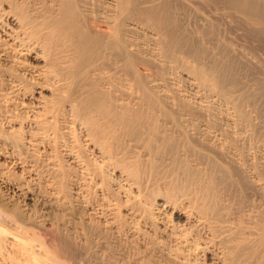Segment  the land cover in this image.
Returning a JSON list of instances; mask_svg holds the SVG:
<instances>
[{"label": "bare ground", "instance_id": "6f19581e", "mask_svg": "<svg viewBox=\"0 0 264 264\" xmlns=\"http://www.w3.org/2000/svg\"><path fill=\"white\" fill-rule=\"evenodd\" d=\"M260 2L0 0V25L13 27L12 35L1 30L0 62L26 65L22 71L33 86L53 96L36 92L35 109L10 107L19 94L27 97L32 90L23 77L12 78L11 97L7 92L10 98L0 101V120L11 125L23 118L26 123L22 119L18 127L34 134L30 145L38 152L62 138L69 164L79 172L70 183L75 200L88 194L91 183L105 186L107 178L113 180L110 174L119 172L103 143L107 135L118 134L143 159L174 163L167 182L172 190L159 192L167 197L163 209L149 201L146 209L132 204L128 215L133 224L123 239L126 225L119 220L116 197L107 203L101 198L88 211L92 217L77 221L84 228L77 232L86 240L93 234L120 246L131 242L151 264H191L201 246L216 263L264 264V62L253 60L251 46L240 41L264 36ZM224 10L245 16L244 21L241 16L237 24L239 14L233 19ZM69 68H74L76 82L71 96L55 98L69 86ZM182 83L190 90L182 89ZM75 125L82 126L78 135ZM10 134L0 129V236L12 229L33 264H69L62 262V254L48 255L43 244H35L42 241L40 234L27 227L29 215L9 195L24 185L5 165L28 164L35 180L45 175V186L53 190L51 202L65 210L74 202L67 170L45 154L41 170L34 173L38 161L28 163ZM129 180L120 173L117 191L125 184L133 188ZM82 202L89 207L91 201ZM66 231L71 232L57 234L67 249L63 252L78 254L82 242ZM85 242L83 250H89Z\"/></svg>", "mask_w": 264, "mask_h": 264}, {"label": "rangeland", "instance_id": "374dc122", "mask_svg": "<svg viewBox=\"0 0 264 264\" xmlns=\"http://www.w3.org/2000/svg\"><path fill=\"white\" fill-rule=\"evenodd\" d=\"M258 1L259 2L261 1L264 3V0H258ZM226 11L224 10V12H226ZM226 13L231 14L233 19H234V17H236V15L239 14V13L236 14L234 12L236 14L235 15L233 12L230 13L229 10ZM232 14H234V16ZM241 16L243 17L242 19L240 18ZM244 17L245 16L239 14L237 16L239 22L238 23L235 22V23L239 24L241 20L244 21ZM237 18L235 19V21H237ZM251 20L249 22H253V20L252 21ZM237 24H235V25H237ZM12 29H13V27L11 25H7V26L3 27V25L1 24L0 25V36H2L4 33L6 35H12L13 34ZM1 30H3L4 33H2ZM250 35H252V34H250ZM250 37H246V38L243 37L245 40L241 39L240 41L242 42V40H243V44H247L246 46H248V47L251 46L250 48H248V47L247 48L249 50L248 53L250 54V56L251 57L254 56L253 60L257 61V60H259V58H260V60L262 58V63H263L264 62L263 61L264 60V44H263L264 43V36H261V38L259 36H257V38L259 37L260 39L255 38L253 35ZM253 37L256 40H254ZM250 39L252 41H250ZM246 40H248V41H246ZM253 40H254V42H253ZM252 45L254 47H252ZM251 52H254L253 55ZM254 58H257V59H254ZM260 60H259V62H261ZM25 67H26V65H24V66L23 65H15V64L11 65L8 62H3V61L0 62V101H4L1 99L6 98L7 95H9V93H11V91H10L11 89L9 90V88L11 86L10 79L19 78L21 76V77H23V80L26 81L25 82L26 84L27 83L30 84V87L32 88V90L30 89V91H28L27 94H29V93H31V94H30V96H27L28 98L26 97V95L19 94L18 95L19 97L16 99L17 101H13V102L11 101L9 103V106L14 107L16 104L17 105L19 104L21 106V104L19 102H21L20 99L23 98L24 101L22 100L23 101L22 103H23L24 107L21 108L22 106L21 107L19 106L18 108H20L22 110L25 107H31L32 109H35L34 107H36V105H35L36 103H34V99H35V97H38V93H36V92H44L42 95H45L47 97L50 96V98L52 95L49 91H46V90L42 91L41 88H36L35 84L33 86L32 81H29V76L23 74L22 70ZM66 75L70 77L69 84H68L69 86L65 90H63L64 93L55 95V98H60L61 95H65L66 97L71 96L70 91H72L73 86L76 85L74 68H69L68 71L66 72ZM181 85H183L182 89L190 90L186 83H182ZM185 88H187V89H185ZM6 93H7V95H6ZM11 95H12V93H11ZM11 95H9V96L11 97ZM9 96L7 97V99L10 98ZM20 97H22V98H20ZM14 100H15V98H14ZM32 111H34V110H31V113H29L30 115L32 114ZM22 119L19 118L16 121H14L13 124L11 123V125L15 129L12 128L11 125H8L9 123L3 124L2 121L0 120L1 121L0 122V127H1L0 129L1 130H7L8 129L11 132L10 135H12V137L20 144V146L22 145L21 146L22 147L21 149L23 150L22 156H25L27 158L28 163L33 158H34V160L38 161L37 168H35L36 171H34V173H36L37 170H39L42 167V165H41V163L43 162L42 157L45 154L46 155H53V156H51L53 159V160L51 159L52 162L54 161V163H59L60 165L58 164V166H60V167L62 164V167L65 168V171L67 170L66 173H68V175H67L68 181L71 180V182H69V190H70L69 193L71 195L70 194L69 195L73 196V197H70V196H68V197H70V199L72 198L71 200H74V202L72 201V203H71L73 206L72 205L69 206V210H65L66 208L63 209V207L61 209V207H59V206H57L51 202L50 198L52 197L51 192L53 190L51 188L45 186L44 182H46L45 180L48 179L45 175H42L44 180L43 179H42V181L40 179L35 180V177H33V175H31L32 171L30 173L27 172L29 170L28 164H24L22 166L18 165L19 167L17 165H5L6 168H8L10 170V172L12 174H14V177L15 176L19 177L20 181H22V183L24 185L23 191H21L22 193L21 192H15V193L9 192V195L10 196L13 195L12 197L14 199V202H16V204H17L16 206H21L24 213L29 215V218L31 220H28L27 227L31 231H35V234H37L36 236H38V234H40L38 237H39V240L42 239V241L36 242L38 240L37 239L36 241H34V243L36 242L35 244H41V245L43 244L42 245L43 250L47 251V252H45V251L44 252L47 253L48 255L54 256V254L56 255L57 253H58L57 255L59 257H62V255H63V257H62L63 259L62 258H60V259H62V262L66 261L65 263H69V264H138V263L139 264H149L150 262H149V259H147V257L144 259L146 262H144V260H142V258L137 255V251H138L137 249L138 248H135L131 242L125 243V241H124L123 242L124 244H122L120 246L114 240L107 241V240L102 239V241H103L102 242V241H100L101 237L99 235L94 236L93 234L91 235V238L86 240V238H84L86 236L83 237L84 234L79 233V232H82L81 230H83V232H84V228L82 229L81 227H78L79 225L77 224V221L79 219H81L80 221H78L80 223L81 221H84V219H88L89 217H92V215H90L88 213V211H90V208L95 206L96 203L98 202V200L100 201L101 198L104 199V201H105L104 203H107L109 201L112 202V199L113 198L115 199V197H116L117 201L120 200L121 203L124 202L121 205L120 202L115 201V203L118 204L115 207L117 209L116 211H117L120 222H123L126 225L125 229H124L125 232L123 230V235L127 234V232H128V236H129L128 228L132 227L133 221H131V219H129L128 212L132 208V204L136 203L139 207L141 206V208L146 209L147 205H148L146 203V201H149V203L154 204L153 206H155V204H157V207H161V209H163L162 205H164V202H165L164 198L167 199V197H166V194L162 195V194H159V192L166 191L165 190L166 188H170V190H172V187H170V186L167 187V182L170 180V175H171L170 171H171V169H173L174 163L172 161L143 159L140 157V154L138 152H131L130 151V148H129L127 142L121 136H118V134H116L115 136L107 135L103 139L104 140L103 143L106 146V148L110 151L108 156H111L113 158L112 161H117L119 163V168H118L119 172L114 174L113 173L114 171H113L112 174H110V176H109L110 178H113V180L110 181V179L107 178L105 186H100V187L94 186V182L91 183L90 184L91 187L89 186L90 191L88 189L89 196H88V194H86V195H83V198H82V200H85V201L90 200L91 202H89V204H88L89 207H83V205H82L83 202L81 199L75 200L74 192L76 191V189H74L72 184L70 185V183L74 182V179L76 178V174L77 173L79 174V172H78V170H75V169H74L75 170V172H74V170L72 169V164H69L70 158L65 154V151L63 150V147L61 146V144H62L61 139L62 138L58 139L59 140L58 142L57 141L54 142V140L51 141L52 142L51 148H50L51 150L48 149V151L50 150L51 153L50 152L47 153L48 151H44L43 149H42L43 151L40 149L41 150L40 151L41 153H40V152L36 151V147L30 145V137H33L30 135H34V134H32V133L29 134L25 130L23 131V129H19L18 123L23 122L24 119L23 120ZM24 123H26L25 120H24ZM77 126L74 128L76 130L75 131L76 135H78V133L80 132V129L82 128V126H80V125H77ZM19 130H21V132H19ZM29 132H32V131L30 130ZM19 140H20V142H19ZM83 143L84 142L81 141V143H78V144H81L83 150L86 151V154H89V157L91 156V158L93 159L92 153L90 151H88V149H89L88 146H86L85 143L84 144ZM255 147H257V145ZM146 150H148V149H146ZM256 150L258 151V147L256 148ZM40 161H42V162H40ZM39 165H41V166H39ZM110 173H111V171H110ZM120 173L127 175L128 179H130L132 181L131 182L129 180L130 183L134 182L133 188L130 189L129 186H127L125 184V186H126V188H124L125 192H121L122 190H124L122 188H121V190H118L119 192L117 191L118 185H116V183H120ZM105 174H108V173H105ZM101 176L105 177L104 174ZM38 181H40V182H38ZM124 183L125 182L123 181L122 185H124ZM27 184H29V185H27ZM129 189H130V191H128ZM141 189H143L142 192H140ZM103 190L105 192H107V194L105 193L106 195H103L104 194V193H102V192H104ZM113 195H115V196H113ZM133 200H136V201H133ZM128 201H130V202L128 203ZM168 210H169V214L173 212L172 209H170V208ZM30 212H31V214H30ZM146 213L148 214V212H146ZM47 215H48V217H47ZM31 217L33 218V220ZM81 217L84 219L82 220ZM96 221L100 224L104 220L101 218V219H96ZM178 221H182V223H184V218H181L180 220H178V218H176V222H178ZM29 222L32 224L30 225ZM33 222H34V225H33ZM74 223H76L77 225H75ZM73 225H74V227H73ZM30 226H31V228H30ZM59 227L63 228V229L61 228L63 230V232L65 230L71 231L73 235L71 234V232H70V234H68L69 232L67 233V231L65 232V235H67V234H68L67 236H71V235L74 236L75 235L76 238H74L75 237L74 236L73 239L78 241L79 244H80V241L82 242L81 243L82 245L84 244L85 241H87V242H85V245H88L89 250H86V248H84V250H83V246L80 245L82 247V249H81V247L79 246V244L77 242L78 247H80V249H81V252H79L81 255L79 253L78 254L70 253L69 251L63 252V250H65L66 247H65V245H63L64 243H62V241L58 242L59 239L61 240V237L57 234H59V232L61 234V232H62V230ZM75 227H78V228L76 229ZM57 229H59L58 233H57ZM75 229H76V231H75ZM10 231H11L10 233L4 232L5 234L3 233L0 236V264H33L34 262H31V259H29L28 255H27L28 253L24 250L25 247L23 246L24 244H22L24 242L23 241H21L22 243H19V241L17 242L14 239V238H16L15 235L13 234L14 231L12 229ZM77 231H79V232H77ZM75 232L79 233V234H74ZM128 236L125 235L122 237H123V239H125V238H128ZM77 237L83 238L84 242L82 240H80L79 238H78L79 240H77ZM113 241L115 243H113ZM44 242H46V243H44ZM45 244H46V246H48L47 247L48 249L47 248L44 249ZM202 247L203 246H201V248H199V250L197 252L194 251L195 253L191 257L192 259L190 258L191 262H190V260H189V262L191 264H198V263L199 264H201V263L202 264H218L219 262L216 263V260L215 261L210 260L212 258L210 257V255L208 253L204 254ZM48 251H50V253ZM51 252H52V254H51ZM198 253H199V255H198ZM56 256H54V257H56ZM150 259H152V257H150ZM153 259H154V257H153ZM195 261H197V262L195 263Z\"/></svg>", "mask_w": 264, "mask_h": 264}]
</instances>
